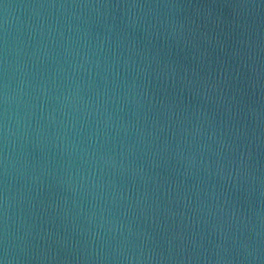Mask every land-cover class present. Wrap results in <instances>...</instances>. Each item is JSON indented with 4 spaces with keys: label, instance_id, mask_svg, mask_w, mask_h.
<instances>
[{
    "label": "water",
    "instance_id": "1",
    "mask_svg": "<svg viewBox=\"0 0 264 264\" xmlns=\"http://www.w3.org/2000/svg\"><path fill=\"white\" fill-rule=\"evenodd\" d=\"M3 264H264V0H0Z\"/></svg>",
    "mask_w": 264,
    "mask_h": 264
},
{
    "label": "clouds",
    "instance_id": "2",
    "mask_svg": "<svg viewBox=\"0 0 264 264\" xmlns=\"http://www.w3.org/2000/svg\"><path fill=\"white\" fill-rule=\"evenodd\" d=\"M0 264H3V262H2V261H0Z\"/></svg>",
    "mask_w": 264,
    "mask_h": 264
}]
</instances>
